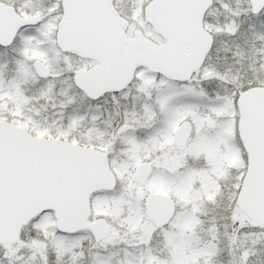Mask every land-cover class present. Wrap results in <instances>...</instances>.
I'll use <instances>...</instances> for the list:
<instances>
[{
	"label": "snow or ice",
	"instance_id": "6c2138e0",
	"mask_svg": "<svg viewBox=\"0 0 264 264\" xmlns=\"http://www.w3.org/2000/svg\"><path fill=\"white\" fill-rule=\"evenodd\" d=\"M0 264H264V0H0Z\"/></svg>",
	"mask_w": 264,
	"mask_h": 264
}]
</instances>
